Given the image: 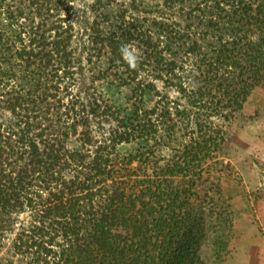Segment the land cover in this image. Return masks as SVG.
<instances>
[{
    "label": "trees",
    "instance_id": "1",
    "mask_svg": "<svg viewBox=\"0 0 264 264\" xmlns=\"http://www.w3.org/2000/svg\"><path fill=\"white\" fill-rule=\"evenodd\" d=\"M261 86L264 0H0V264H223L202 165Z\"/></svg>",
    "mask_w": 264,
    "mask_h": 264
},
{
    "label": "rangeland",
    "instance_id": "2",
    "mask_svg": "<svg viewBox=\"0 0 264 264\" xmlns=\"http://www.w3.org/2000/svg\"><path fill=\"white\" fill-rule=\"evenodd\" d=\"M95 86L112 104L124 103L129 97L125 88L111 87L106 82ZM98 122L92 125L96 130L101 128ZM103 128L106 131L108 126L103 124ZM224 132L221 151L203 162L199 197L203 198L205 192L211 195V184H218L222 196L219 200L228 206L231 226L226 234L223 264H260L264 260V86L251 92L243 110ZM68 146H76L73 139ZM136 148L131 142L119 145L117 150L126 156L134 154ZM210 248V242H206L202 249L207 262L211 261Z\"/></svg>",
    "mask_w": 264,
    "mask_h": 264
},
{
    "label": "clouds",
    "instance_id": "3",
    "mask_svg": "<svg viewBox=\"0 0 264 264\" xmlns=\"http://www.w3.org/2000/svg\"><path fill=\"white\" fill-rule=\"evenodd\" d=\"M121 52L124 60L129 64V66L135 68L138 63V58L134 55L135 50L133 49L132 51H129L128 46H122Z\"/></svg>",
    "mask_w": 264,
    "mask_h": 264
},
{
    "label": "crops",
    "instance_id": "4",
    "mask_svg": "<svg viewBox=\"0 0 264 264\" xmlns=\"http://www.w3.org/2000/svg\"><path fill=\"white\" fill-rule=\"evenodd\" d=\"M259 250V249H258ZM261 250V249H260ZM260 264H264V260L260 263Z\"/></svg>",
    "mask_w": 264,
    "mask_h": 264
}]
</instances>
